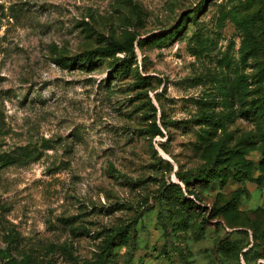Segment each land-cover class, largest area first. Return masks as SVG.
<instances>
[{
    "label": "rangeland",
    "instance_id": "obj_1",
    "mask_svg": "<svg viewBox=\"0 0 264 264\" xmlns=\"http://www.w3.org/2000/svg\"><path fill=\"white\" fill-rule=\"evenodd\" d=\"M200 2L0 0V264H264V0ZM131 36L133 72L78 65Z\"/></svg>",
    "mask_w": 264,
    "mask_h": 264
},
{
    "label": "trees",
    "instance_id": "obj_2",
    "mask_svg": "<svg viewBox=\"0 0 264 264\" xmlns=\"http://www.w3.org/2000/svg\"><path fill=\"white\" fill-rule=\"evenodd\" d=\"M207 2L208 0H201L198 7L193 11L192 18L197 17L204 10ZM135 41H136L135 36H131L127 38L126 40H124L123 42H118V41L110 39L107 41L106 45L98 47L94 50L82 53L81 55L76 57V61L78 65L82 66L83 68L94 69L97 66H100L101 64L105 63L106 60H110V63H108L107 65L110 68V73H113L115 75L116 74L125 75L127 73H131L133 72L131 69V66L133 64H131L129 59L130 57L132 58L134 57ZM141 43L142 42L138 43L139 46L141 45ZM118 54L123 55V57L117 58L116 56ZM139 80L144 83L146 82L147 79L139 78ZM245 112H246V115L251 117L252 119L257 120V121L261 120L262 118H264V101L261 104L252 106L250 109L246 110ZM148 130H149L148 131L149 134L152 137L163 135L161 132V129L155 123H152L148 127ZM215 146H216V143H214L210 139L201 140L199 141L198 145L194 147V152L199 153L202 156H205V154L210 149H213ZM262 146H264V137L262 139ZM262 149H264V147H262ZM218 156H219V151L216 153V155L214 156L213 162L210 164L211 170L208 169V171L209 172L216 171L218 175L216 177L221 179L222 177L221 173H224V172H223L222 166L220 165L222 164V161H218ZM243 163L245 162L242 160L241 167L244 168V166H242ZM236 164L240 165V162ZM233 170L237 171V169H233ZM225 174L227 173H224L223 175L224 178L226 177ZM206 177H207L206 174H200L194 180L203 182ZM178 179L181 182V184L184 186V189L186 190V194L189 196H195L194 192L191 190L192 184L190 183V181L186 179L185 177H179ZM170 190L174 191V193L179 196V198L176 200L174 197H172V199H174V203L177 204L176 208L173 210V215H174L173 217H174L176 224L179 227L183 228L184 224L187 223V215H188L187 213L191 210L200 213L202 211V208L197 206L193 201L190 200V198H186V194L184 197L181 191V187L179 185L173 184V183L168 184L165 187L164 191L166 193H169ZM167 198H170V197L167 196ZM205 224H206V218L202 217L201 221L199 222L198 228L202 229L205 226ZM108 243H107V249H109L112 246L111 245L112 243H109V246H108Z\"/></svg>",
    "mask_w": 264,
    "mask_h": 264
}]
</instances>
